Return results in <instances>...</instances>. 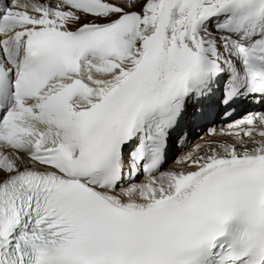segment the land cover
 I'll list each match as a JSON object with an SVG mask.
<instances>
[{
  "label": "snow or ice",
  "instance_id": "1",
  "mask_svg": "<svg viewBox=\"0 0 264 264\" xmlns=\"http://www.w3.org/2000/svg\"><path fill=\"white\" fill-rule=\"evenodd\" d=\"M249 99L264 0L0 3V264H264V111L165 170Z\"/></svg>",
  "mask_w": 264,
  "mask_h": 264
},
{
  "label": "bare ground",
  "instance_id": "2",
  "mask_svg": "<svg viewBox=\"0 0 264 264\" xmlns=\"http://www.w3.org/2000/svg\"><path fill=\"white\" fill-rule=\"evenodd\" d=\"M219 96V94H217V97ZM218 99V98H217ZM249 101H251V99H249ZM211 102H215V101H211ZM247 101H242L240 102V104H245ZM247 104V103H246ZM246 109V107L237 115V118H241L238 117L241 113L242 115H245L249 112H260L263 111L264 108H253L251 110L246 111L245 113L243 112ZM216 112H218V109L216 110ZM221 113V108L219 109V114ZM191 115H189L190 117ZM186 119L188 120V116H186ZM193 121V118L191 116L190 118V122L191 123ZM207 123H204L200 126H198V128H196L194 130L193 135H191L190 133V127L192 126L191 124H188L186 130H185V135H187V137H185V139L182 141L181 145L179 147H176V141H173V139L171 138L170 141V150H169V154L166 158L167 160V165L165 166V170L169 169V168H182L183 165L181 164H177L176 161L179 160L181 157L188 155V154H192V155H201L203 154L204 151H206L207 149V145L209 144H218V143H223V142H231V137L227 136V135H221V133L227 129V126L229 124H226L222 127H216L214 126L213 128L209 129L208 132L202 134V137L198 136L199 131L203 130L206 127ZM214 124H217V120L214 122ZM213 124V125H214ZM209 127V126H208ZM213 132L215 133L213 135ZM194 137V139H191V137ZM199 137V138H198ZM192 140V142L189 144V141ZM185 147V148H184ZM184 148V149H183ZM173 152H176V154H173ZM173 156L174 159H173ZM169 160V161H168ZM143 179V178H142Z\"/></svg>",
  "mask_w": 264,
  "mask_h": 264
},
{
  "label": "rangeland",
  "instance_id": "3",
  "mask_svg": "<svg viewBox=\"0 0 264 264\" xmlns=\"http://www.w3.org/2000/svg\"><path fill=\"white\" fill-rule=\"evenodd\" d=\"M207 127L204 128V131L206 130ZM175 156H173V159H174ZM168 163V162H167ZM167 163L165 164V166L167 165Z\"/></svg>",
  "mask_w": 264,
  "mask_h": 264
}]
</instances>
